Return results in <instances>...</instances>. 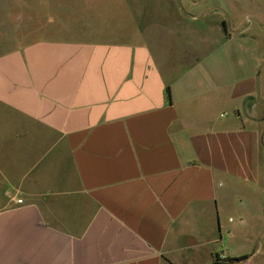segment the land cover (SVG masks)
Here are the masks:
<instances>
[{
  "label": "crops",
  "instance_id": "obj_1",
  "mask_svg": "<svg viewBox=\"0 0 264 264\" xmlns=\"http://www.w3.org/2000/svg\"><path fill=\"white\" fill-rule=\"evenodd\" d=\"M189 1L0 55V264H259L264 0Z\"/></svg>",
  "mask_w": 264,
  "mask_h": 264
},
{
  "label": "rangeland",
  "instance_id": "obj_2",
  "mask_svg": "<svg viewBox=\"0 0 264 264\" xmlns=\"http://www.w3.org/2000/svg\"><path fill=\"white\" fill-rule=\"evenodd\" d=\"M187 7L189 0H0V55L45 38L130 40L127 14L144 23L147 16L179 15L183 9L190 13ZM104 12L119 14L106 20ZM239 245L243 249L244 244ZM261 250L258 263L264 264V247Z\"/></svg>",
  "mask_w": 264,
  "mask_h": 264
},
{
  "label": "trees",
  "instance_id": "obj_3",
  "mask_svg": "<svg viewBox=\"0 0 264 264\" xmlns=\"http://www.w3.org/2000/svg\"><path fill=\"white\" fill-rule=\"evenodd\" d=\"M168 97L169 99H171L170 89H168ZM243 259L244 257H240V258H230L225 261H220L219 258L217 257L211 264H233L234 262L241 261Z\"/></svg>",
  "mask_w": 264,
  "mask_h": 264
},
{
  "label": "built area",
  "instance_id": "obj_4",
  "mask_svg": "<svg viewBox=\"0 0 264 264\" xmlns=\"http://www.w3.org/2000/svg\"><path fill=\"white\" fill-rule=\"evenodd\" d=\"M18 203H20V204H21V203H23V201H22V200H19V201H18Z\"/></svg>",
  "mask_w": 264,
  "mask_h": 264
}]
</instances>
